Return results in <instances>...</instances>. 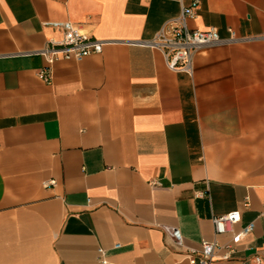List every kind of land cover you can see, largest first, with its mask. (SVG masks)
Returning a JSON list of instances; mask_svg holds the SVG:
<instances>
[{
    "label": "crops",
    "instance_id": "1",
    "mask_svg": "<svg viewBox=\"0 0 264 264\" xmlns=\"http://www.w3.org/2000/svg\"><path fill=\"white\" fill-rule=\"evenodd\" d=\"M191 1L0 0V264H189L233 210L253 230L214 264L264 252V0H197L189 27L248 39L189 76L134 42ZM49 21L107 43L48 65Z\"/></svg>",
    "mask_w": 264,
    "mask_h": 264
},
{
    "label": "built area",
    "instance_id": "2",
    "mask_svg": "<svg viewBox=\"0 0 264 264\" xmlns=\"http://www.w3.org/2000/svg\"><path fill=\"white\" fill-rule=\"evenodd\" d=\"M198 1L192 0L188 5H183L179 13L166 20L157 32L149 40L134 42L135 44L155 48L159 50L164 58L167 68L175 72H183L191 76L193 73V57L195 53L206 47L226 45L248 38H237L229 29V36L222 38L216 28L195 29L188 25L190 19L196 16ZM45 26L52 28L59 33L58 37L49 38L46 45L38 51L47 64L57 59L81 60L90 54H97L102 51L107 43L91 34L83 32L76 24L70 21H49ZM39 77L46 83L50 82L49 66L41 68ZM241 220L238 210H233L220 216L211 218L214 235L230 234V239L225 244H220L216 239L201 240L197 251L188 250L189 264H214L216 252L224 247L226 252L222 256L228 258L235 251L237 243L248 236L253 230V223L250 222L239 230H234ZM177 246H181L182 237L177 228H165ZM119 245H115L117 248ZM101 253L102 250L98 249ZM241 264H264V252L255 251L248 257L241 260Z\"/></svg>",
    "mask_w": 264,
    "mask_h": 264
}]
</instances>
